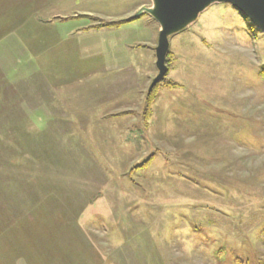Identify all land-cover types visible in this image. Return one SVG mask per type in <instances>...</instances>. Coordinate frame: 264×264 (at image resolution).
I'll use <instances>...</instances> for the list:
<instances>
[{"label":"rangeland","instance_id":"374dc122","mask_svg":"<svg viewBox=\"0 0 264 264\" xmlns=\"http://www.w3.org/2000/svg\"><path fill=\"white\" fill-rule=\"evenodd\" d=\"M154 7L0 0V264H264V34L215 3L147 105Z\"/></svg>","mask_w":264,"mask_h":264},{"label":"water","instance_id":"95a60500","mask_svg":"<svg viewBox=\"0 0 264 264\" xmlns=\"http://www.w3.org/2000/svg\"><path fill=\"white\" fill-rule=\"evenodd\" d=\"M215 3L230 4L264 34V0H158L157 8L148 10L162 26L157 48L159 75L154 84L163 79L166 73L165 61L171 32L185 22L196 19Z\"/></svg>","mask_w":264,"mask_h":264},{"label":"trees","instance_id":"16d2710c","mask_svg":"<svg viewBox=\"0 0 264 264\" xmlns=\"http://www.w3.org/2000/svg\"><path fill=\"white\" fill-rule=\"evenodd\" d=\"M124 23H119V24H109L108 26L109 27H113V26H119V25H123ZM169 55V54H168ZM168 62V56H167V60H166V63ZM169 72V66L167 65L166 67V73L163 77V79H161L160 81L156 82L150 89V92L148 94V98H147V105H151L153 103V101L155 100V97H156V91L158 89V87L165 82V77L167 75V73ZM262 75L264 76V68L262 70ZM170 86H176L174 85L173 83L172 84H169Z\"/></svg>","mask_w":264,"mask_h":264},{"label":"bare ground","instance_id":"6f19581e","mask_svg":"<svg viewBox=\"0 0 264 264\" xmlns=\"http://www.w3.org/2000/svg\"><path fill=\"white\" fill-rule=\"evenodd\" d=\"M153 1L155 2V7L152 8V10L156 9L157 6H158V0H153ZM212 5H214V4H212ZM212 5H211V6H212ZM211 6H210V7H211ZM210 7H209V8H210ZM207 9H208V8H206L203 12H205ZM203 12H202V13H203ZM200 15H201V14H200ZM200 15L198 16V18L200 17ZM193 20H194V19H191V20L185 22L184 24H182L181 26H179L178 28H176L174 31H172L171 34H174V33H176V32L182 31L185 27L189 26V25L193 22ZM171 34H170V35H171Z\"/></svg>","mask_w":264,"mask_h":264},{"label":"crops","instance_id":"0c3cea01","mask_svg":"<svg viewBox=\"0 0 264 264\" xmlns=\"http://www.w3.org/2000/svg\"><path fill=\"white\" fill-rule=\"evenodd\" d=\"M158 43H159V41H158ZM157 48H158V44H157L156 49H155L156 60H157ZM156 64H157V63H156ZM156 67H157V66H156Z\"/></svg>","mask_w":264,"mask_h":264}]
</instances>
